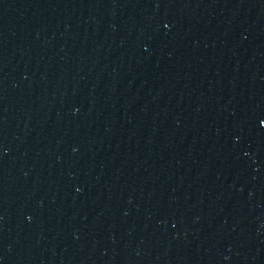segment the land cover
I'll return each instance as SVG.
<instances>
[{"label": "water", "instance_id": "water-1", "mask_svg": "<svg viewBox=\"0 0 264 264\" xmlns=\"http://www.w3.org/2000/svg\"><path fill=\"white\" fill-rule=\"evenodd\" d=\"M0 264H264V0H0Z\"/></svg>", "mask_w": 264, "mask_h": 264}]
</instances>
